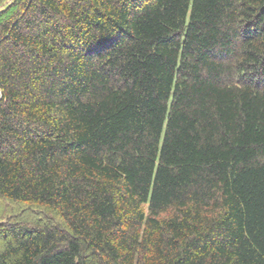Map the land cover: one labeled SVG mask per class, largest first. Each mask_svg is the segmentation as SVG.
Wrapping results in <instances>:
<instances>
[{
    "label": "trees",
    "instance_id": "1",
    "mask_svg": "<svg viewBox=\"0 0 264 264\" xmlns=\"http://www.w3.org/2000/svg\"><path fill=\"white\" fill-rule=\"evenodd\" d=\"M0 198V264H264V0H0Z\"/></svg>",
    "mask_w": 264,
    "mask_h": 264
},
{
    "label": "rangeland",
    "instance_id": "2",
    "mask_svg": "<svg viewBox=\"0 0 264 264\" xmlns=\"http://www.w3.org/2000/svg\"><path fill=\"white\" fill-rule=\"evenodd\" d=\"M29 208V206L26 205H18V204H14L11 202H8L2 198H0V222H4L7 220H15L18 218V216H20V212H24V214H26V209ZM29 213L30 215H34L33 218H38L41 215L38 212L35 211H31V209L29 208ZM27 215V214H26Z\"/></svg>",
    "mask_w": 264,
    "mask_h": 264
}]
</instances>
